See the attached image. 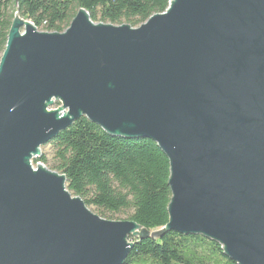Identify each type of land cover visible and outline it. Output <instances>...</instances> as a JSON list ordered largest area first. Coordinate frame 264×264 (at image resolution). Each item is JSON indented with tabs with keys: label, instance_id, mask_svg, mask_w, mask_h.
Returning a JSON list of instances; mask_svg holds the SVG:
<instances>
[{
	"label": "water",
	"instance_id": "95a60500",
	"mask_svg": "<svg viewBox=\"0 0 264 264\" xmlns=\"http://www.w3.org/2000/svg\"><path fill=\"white\" fill-rule=\"evenodd\" d=\"M81 116L164 152L165 226L105 219L64 174L32 166ZM139 231L199 234L264 264V0H170L137 27L80 8L62 32L14 15L0 56V264H122Z\"/></svg>",
	"mask_w": 264,
	"mask_h": 264
},
{
	"label": "trees",
	"instance_id": "16d2710c",
	"mask_svg": "<svg viewBox=\"0 0 264 264\" xmlns=\"http://www.w3.org/2000/svg\"><path fill=\"white\" fill-rule=\"evenodd\" d=\"M170 0H0V56L14 15L30 20L36 29L62 32L78 9L94 22L137 27L155 13L164 12ZM55 106L60 102L55 101ZM47 143V142H46ZM56 169L64 174L66 188L87 207L110 219L125 212L127 220L151 231L168 222L171 198L169 160L152 140L112 135L81 116L52 140ZM32 162L45 164V155ZM122 264H237L219 243L199 234L166 231L158 237L132 238Z\"/></svg>",
	"mask_w": 264,
	"mask_h": 264
},
{
	"label": "rangeland",
	"instance_id": "374dc122",
	"mask_svg": "<svg viewBox=\"0 0 264 264\" xmlns=\"http://www.w3.org/2000/svg\"><path fill=\"white\" fill-rule=\"evenodd\" d=\"M39 31H44L43 28H40L38 29ZM51 108H57V106H55L54 104L51 106ZM45 155V158H46V162L45 164H42L40 162H37V163H34L32 162V166L35 168L37 165H43L45 168H47L48 170H51V171H55L59 174L60 171L58 169H56V166L59 164V161L57 160L56 156H55V148H54V145L52 143H45L43 145L40 146L39 148V155ZM38 155V156H39ZM66 184V183H65ZM70 192V191H69ZM71 193V192H70ZM72 194V193H71ZM74 195V194H72ZM92 212L96 213V214H99L97 212V210L93 207V206H89L88 207ZM127 215L125 212H119V213H115L113 214V216L110 217L109 220H127ZM106 219V218H105ZM160 228L158 229H154V230H151L149 231V234H152L153 232L159 230ZM137 236H134L135 237H138L140 235V231L138 232V234H136Z\"/></svg>",
	"mask_w": 264,
	"mask_h": 264
}]
</instances>
